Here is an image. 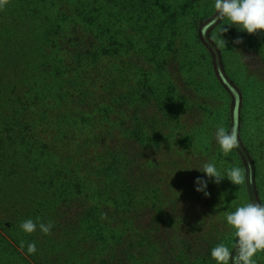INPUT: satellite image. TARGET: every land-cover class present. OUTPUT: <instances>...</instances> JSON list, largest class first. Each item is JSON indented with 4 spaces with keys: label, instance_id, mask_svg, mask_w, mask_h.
Instances as JSON below:
<instances>
[{
    "label": "rangeland",
    "instance_id": "rangeland-1",
    "mask_svg": "<svg viewBox=\"0 0 264 264\" xmlns=\"http://www.w3.org/2000/svg\"><path fill=\"white\" fill-rule=\"evenodd\" d=\"M42 11L21 33L27 38L9 49L0 48V125L8 124L13 109L37 116L46 111L47 129L40 127L39 132L49 137L57 125L73 120L68 114L57 117L63 111L59 98L64 97L75 117L91 120L82 140L65 155L62 166L67 167L75 163L77 146L124 114L125 126L120 131L115 126L114 138L132 149L131 155H143L138 162L140 184L134 185H149L124 231L113 235L106 261L215 264L212 248L218 243L232 248L235 241L227 214L256 202L255 196L264 203V32L249 35L225 25L228 21L217 19L214 0H48ZM57 16L60 30L52 34L48 20ZM96 18L102 22L92 25ZM223 26L226 32H221ZM102 29L103 43L85 63V45L91 37L99 43L96 37ZM237 39L243 42L237 44ZM79 61L84 69L78 68ZM69 76L82 77L88 84L61 92L59 84ZM81 94L91 97L85 105L79 103ZM45 95V101H34ZM133 113L137 116L131 121ZM14 124L0 133L13 130ZM221 126L235 128L238 134L239 146L228 154L215 142V130ZM130 127L141 135L138 145L129 139ZM13 139L1 135L0 147ZM207 162L215 163L221 173L240 167L244 182L208 180V195L197 192V178L208 179L198 170ZM99 163L88 164L85 175L99 176ZM115 180L107 175L101 190L113 189ZM13 185L14 197L28 202L27 190H20L23 185ZM128 187L116 190L114 201L102 195L92 208L107 206L106 213L118 214L120 192ZM0 225L9 227L10 222L0 216ZM57 229L56 235H40L37 252L54 250L63 261L75 259L74 245L65 246L63 225ZM56 237L60 243H51ZM255 260L264 264V252ZM16 263L23 264L15 259Z\"/></svg>",
    "mask_w": 264,
    "mask_h": 264
},
{
    "label": "trees",
    "instance_id": "trees-1",
    "mask_svg": "<svg viewBox=\"0 0 264 264\" xmlns=\"http://www.w3.org/2000/svg\"><path fill=\"white\" fill-rule=\"evenodd\" d=\"M47 1L0 0V48L9 49L20 44L18 43L20 40L27 38L26 32L24 37L21 33L25 27L29 29L27 26L33 25L34 20H37V15L43 12ZM57 19L58 16L48 20L52 34L60 30L61 25L56 27ZM92 22V25L100 24L102 20L96 18ZM102 30L96 37L97 40L99 39V43L95 37H91L86 43L87 50L84 54L87 58L85 63L93 60L98 44L103 43L105 30ZM80 62H78V68L84 69L86 65ZM19 65L21 66V64ZM18 70L22 71V69ZM81 78L64 77L67 82L63 84V79L62 84H59L61 92L72 87H86L87 81L81 80ZM96 80L97 77L91 79V85ZM47 98V95L44 100L35 96L34 101H45ZM61 98H59V108L63 111L58 112L57 117L68 114L73 117V120L65 126L57 125L49 137L43 138L39 132L40 127L44 126L47 129L49 115L46 111L44 115L37 116L33 112L26 113L19 108L13 109L8 124L0 125L1 131L7 125L15 123L12 125L13 130L11 127L7 131L4 130V133H0V137L3 134H8L9 140L11 137H16L6 148L5 146L0 147V182L2 184L0 187V216L5 219V222H10L9 227L3 228V225H0V264L1 262L14 264L15 259L23 264H71L74 262L110 264L106 261L108 244L116 238L113 236L114 234L124 231V224L128 221V216L135 215L133 212L137 201L143 196L149 185L146 182H142L143 185H140L139 188H135L134 185L135 182L139 183V179L142 177H138L140 170L138 162L143 155H131L132 149L126 148L124 143L120 144L119 140L114 138L116 136L115 126L119 131L125 126L126 118L123 119L124 114L122 113L116 117L110 127L104 128L86 143L77 146L75 163L70 161L67 167H63L65 155L72 151L77 141L82 140L83 131L91 125V120L87 117H75V113L72 114V111L68 109L67 101L64 100V97ZM80 98L81 105H85L91 100L89 94H81ZM17 104L20 105V103ZM122 109L123 107L119 103V110L122 111ZM123 113L125 112L123 111ZM136 116L137 113H133L131 121H134ZM39 117L41 120L38 121ZM127 132L130 134L129 139L132 140V145L141 143V135L136 129L130 127ZM67 158L73 160L71 157ZM97 160L100 162L98 167L102 168L98 172L100 175H85L88 164L96 163ZM107 175L109 178L117 180L113 183V189L110 187L103 191L101 185ZM252 176L255 180V176ZM28 180L31 181L30 185H27ZM13 184L23 185L22 188V185L20 186V190H27L28 202L25 203L16 196L14 197ZM123 185L129 187L120 192L121 200L117 203L121 210L118 211V214L106 213L107 206L95 205L92 208L93 202L105 194H108V202L114 201L118 198L115 191ZM104 187L106 188V185ZM255 197L256 202L259 203L258 197ZM71 216L73 219L69 218ZM29 218L54 222L55 227L52 230L54 235L58 232L57 226L63 225L66 232L64 237L67 240L65 246L70 248L71 245H74L75 259L72 256V259L63 261L64 257L54 254V250L45 255L38 252L29 255L26 247L21 249V241H35L37 245L40 240L41 233L39 231L29 235L19 228L20 222ZM59 239L60 237L51 238L50 241L58 244L60 243Z\"/></svg>",
    "mask_w": 264,
    "mask_h": 264
},
{
    "label": "clouds",
    "instance_id": "clouds-1",
    "mask_svg": "<svg viewBox=\"0 0 264 264\" xmlns=\"http://www.w3.org/2000/svg\"><path fill=\"white\" fill-rule=\"evenodd\" d=\"M214 9L219 21H228L225 25L236 26L240 32L249 35L264 32V0H214ZM227 30L223 26L221 32ZM242 42L241 39L235 41L237 44ZM215 142L223 153L232 152L239 146L236 129L229 131L222 126L218 127L215 130ZM198 170L208 179L197 178L196 191L204 192L205 195H208L206 192L208 180H214L219 184L227 179L233 185L244 182L243 170L237 166L221 173L215 163L207 162ZM226 224L235 237L234 244L229 248L224 243H218L211 250V259L215 264H256L257 253L264 252V203L249 202L239 206L235 211L227 214ZM54 227V222H43L40 218L36 220L29 218L19 224L21 231L29 235L37 231L43 235H50ZM20 247L21 249L26 247L29 255L35 254L38 250L35 241H21Z\"/></svg>",
    "mask_w": 264,
    "mask_h": 264
}]
</instances>
